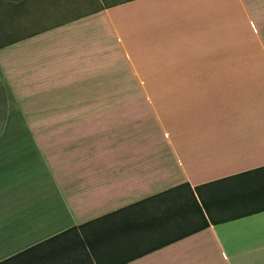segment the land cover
I'll return each mask as SVG.
<instances>
[{
	"label": "crops",
	"instance_id": "0c3cea01",
	"mask_svg": "<svg viewBox=\"0 0 264 264\" xmlns=\"http://www.w3.org/2000/svg\"><path fill=\"white\" fill-rule=\"evenodd\" d=\"M260 167L264 0H0V264H97L16 255L119 209L93 236L108 262L264 264V208L158 247L176 202L129 209ZM138 221L154 231H116Z\"/></svg>",
	"mask_w": 264,
	"mask_h": 264
},
{
	"label": "trees",
	"instance_id": "16d2710c",
	"mask_svg": "<svg viewBox=\"0 0 264 264\" xmlns=\"http://www.w3.org/2000/svg\"><path fill=\"white\" fill-rule=\"evenodd\" d=\"M223 180L202 185H208V188L204 193L200 191L201 186H196L193 191L188 183H182L162 193H158L149 198L141 200L131 205L129 209H135L137 206H140L143 203L161 200L164 199V197H169L176 202V207L182 216L181 222L184 223L182 225L183 230L177 236H173L167 239L160 238L150 243H154V246L158 247L171 242L176 238L185 236L190 232L199 230L207 226L203 211L209 218L214 221V218L212 217V209L218 210L219 213H223L226 211L229 213H237L234 215H228L227 217L225 216L223 219H220L226 220L240 216L241 214L246 212H253L264 208V167L256 168L238 174L236 177H232L228 186L219 184ZM204 194L205 196H203ZM196 195L199 198V201H197ZM123 210L125 209H119L115 212L91 220L85 224L66 229L22 251L16 256H21L24 254L27 255L26 257H28L26 258V262L41 263L45 262V260L52 255L54 256L55 254H58L59 256H61L65 251L83 248L87 250L88 257L89 252L92 254V257L97 264H101L102 257H104L105 259V262H103V264H120V261H106L111 255V251H106V253H104L102 257H100L101 255H96V253L93 251V246L99 240H95L93 236L95 232L101 233L102 231H104V220L108 219L109 217L121 215ZM241 210L245 211L239 212ZM110 226L111 225L106 228V231L110 230ZM115 226L116 231L119 229L125 231L128 226L136 228L137 230H140L142 232H145L147 230L148 232L154 231V229H151L153 227L151 226V222L149 221H138L136 224H117ZM99 242L103 241L100 240ZM142 253L143 252L131 255V257H129L128 259ZM128 259H125L124 261ZM7 261H9V259H6L4 262ZM91 261L92 259L90 260V262Z\"/></svg>",
	"mask_w": 264,
	"mask_h": 264
},
{
	"label": "rangeland",
	"instance_id": "374dc122",
	"mask_svg": "<svg viewBox=\"0 0 264 264\" xmlns=\"http://www.w3.org/2000/svg\"><path fill=\"white\" fill-rule=\"evenodd\" d=\"M259 50V49H258ZM258 59H263V57H262V53H259L258 52ZM140 60V63H139V68H140V70H142V62H141V59H139ZM152 68H151V71H154V70H156L157 71V65L156 64H152V66H151ZM136 68H137V65H136ZM136 73H137V69H136ZM226 213H227V211H226ZM225 212L224 213H219V215H223V214H226Z\"/></svg>",
	"mask_w": 264,
	"mask_h": 264
}]
</instances>
